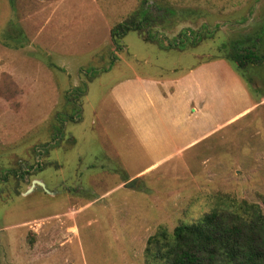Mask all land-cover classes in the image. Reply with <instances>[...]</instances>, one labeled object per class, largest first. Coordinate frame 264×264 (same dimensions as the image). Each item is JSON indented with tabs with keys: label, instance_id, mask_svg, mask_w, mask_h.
Returning a JSON list of instances; mask_svg holds the SVG:
<instances>
[{
	"label": "rangeland",
	"instance_id": "374dc122",
	"mask_svg": "<svg viewBox=\"0 0 264 264\" xmlns=\"http://www.w3.org/2000/svg\"><path fill=\"white\" fill-rule=\"evenodd\" d=\"M140 5L174 9L150 27L163 45L129 31L115 49ZM260 27L264 0H0V264H152L158 226L224 195L264 213V59L221 48Z\"/></svg>",
	"mask_w": 264,
	"mask_h": 264
},
{
	"label": "trees",
	"instance_id": "16d2710c",
	"mask_svg": "<svg viewBox=\"0 0 264 264\" xmlns=\"http://www.w3.org/2000/svg\"><path fill=\"white\" fill-rule=\"evenodd\" d=\"M171 10L169 16L154 17L147 6L140 5L110 29V39L115 49L121 47L119 41L129 31H138L144 34L141 35L142 39L156 42L161 47L163 44L158 32H152L150 27L172 23L174 9ZM263 33L264 28L260 27L247 36L251 42L248 46H236L231 40L229 46L223 43L221 48L228 51L227 57L241 67L246 60L258 63L264 59V54L255 52H258V42L263 38ZM188 34L186 39L181 38L175 44L195 42L198 34L192 37ZM86 87V82L82 81L81 92L76 93L73 88L72 92L65 93L72 111L66 118L55 114V120L59 123L57 135L62 137L65 120L77 122L80 113L78 96L84 94ZM144 256L152 264H264V213L258 203L224 195L209 211L191 222L179 223L171 231L158 226L146 240Z\"/></svg>",
	"mask_w": 264,
	"mask_h": 264
},
{
	"label": "water",
	"instance_id": "95a60500",
	"mask_svg": "<svg viewBox=\"0 0 264 264\" xmlns=\"http://www.w3.org/2000/svg\"><path fill=\"white\" fill-rule=\"evenodd\" d=\"M135 178H133V179H130V180H128V181H126L123 185H124V187H132L133 186V184H134V182H135ZM36 182H38L39 184H41V185H43V183L41 182V181H36Z\"/></svg>",
	"mask_w": 264,
	"mask_h": 264
},
{
	"label": "crops",
	"instance_id": "0c3cea01",
	"mask_svg": "<svg viewBox=\"0 0 264 264\" xmlns=\"http://www.w3.org/2000/svg\"><path fill=\"white\" fill-rule=\"evenodd\" d=\"M200 109H202V106H201V105L198 106V110H200ZM192 110H193V109H192Z\"/></svg>",
	"mask_w": 264,
	"mask_h": 264
}]
</instances>
